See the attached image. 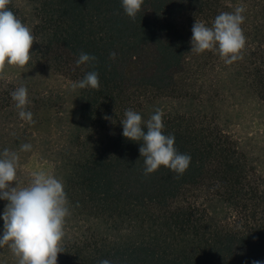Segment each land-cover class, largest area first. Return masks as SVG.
<instances>
[{
	"label": "trees",
	"instance_id": "trees-1",
	"mask_svg": "<svg viewBox=\"0 0 264 264\" xmlns=\"http://www.w3.org/2000/svg\"><path fill=\"white\" fill-rule=\"evenodd\" d=\"M225 1L144 0L130 19L120 0H23L24 9L9 0L35 39L23 68L72 84L98 73V89L77 88L82 130L66 139L58 168L79 222L131 232L112 240L87 227L60 241L57 264L264 262V162L219 124L214 106L223 69L211 63L217 52L190 51L194 21L211 26L221 12L243 6L244 60L224 72L264 104V0ZM81 52L95 61L77 66ZM3 94L0 107H10ZM174 103L198 108L180 111ZM157 107L163 133L191 156L182 175L163 166L145 175L140 142L117 131L126 110L143 117ZM9 250L0 247V264H18Z\"/></svg>",
	"mask_w": 264,
	"mask_h": 264
},
{
	"label": "clouds",
	"instance_id": "clouds-1",
	"mask_svg": "<svg viewBox=\"0 0 264 264\" xmlns=\"http://www.w3.org/2000/svg\"><path fill=\"white\" fill-rule=\"evenodd\" d=\"M9 0H0V72L7 66H25L31 59L29 49L35 41L31 29L25 25L7 5ZM144 0H120L124 14L135 19ZM245 9L237 6L232 12L218 14L211 26L194 21L191 28V50L197 54L215 51L224 63L231 64L241 59L246 37L240 25L244 21ZM110 53V57H114ZM95 57L81 52L76 65L92 63ZM99 76L96 71L87 72L83 79L72 84L73 89H98ZM18 109L20 119L32 123L31 111L26 110L31 102L27 89L20 84L10 94ZM163 113L157 108L147 121L142 122L140 113L124 112L121 135L131 141H139L140 157L144 158V174H151L163 166L182 175L191 162V156L179 153L174 146L175 137L163 133ZM143 123V127H142ZM31 144L20 145V151L31 150ZM18 154L4 148L0 151V200L7 201L0 211V247L7 245L17 257L18 264H57V254L62 253L60 241L64 236L66 217L70 215L69 202L63 182L45 171L32 173L28 186L16 184ZM15 182L12 186L10 182ZM99 264H111L102 259ZM252 264H264L253 261Z\"/></svg>",
	"mask_w": 264,
	"mask_h": 264
},
{
	"label": "rangeland",
	"instance_id": "rangeland-1",
	"mask_svg": "<svg viewBox=\"0 0 264 264\" xmlns=\"http://www.w3.org/2000/svg\"><path fill=\"white\" fill-rule=\"evenodd\" d=\"M225 2L230 3L231 0ZM15 4L23 9L25 7L23 0H15ZM243 34L245 36V33ZM247 43L248 41L245 44ZM240 56V60H244L243 54L240 53ZM241 62L234 61L226 65L218 53L211 62L212 65L218 64L217 67L223 69L218 74L220 79L224 80L220 83L219 98H216L214 110L220 115L219 124L239 139L242 147L251 152L254 159L264 162V104L254 97L241 79H235L233 75L229 76L224 72L225 67L231 70V67ZM218 68L215 69L216 72ZM20 84L27 89L31 103L27 105L26 110L32 113V123L19 118L18 109L11 99L10 94ZM0 90L5 93V100L11 104L10 107H0V151L7 148L18 154L17 186H28L32 173L37 171L50 173L64 183L65 174L58 168L62 163L63 146L66 145L68 136L82 130L77 118V89H73L72 83L64 77L11 65L0 72ZM174 104V108L180 111L188 112L198 108L196 104ZM153 113L151 110L144 115L142 122L147 121ZM121 130L122 126L117 131ZM24 143L31 144L30 151H20V145ZM10 183L15 186L14 181ZM6 203L7 201L0 200V207L4 208ZM87 227L112 240H120L131 234L129 231H110L102 223L92 220L83 224L70 212L65 220L61 241L79 236ZM7 254L12 255L11 250Z\"/></svg>",
	"mask_w": 264,
	"mask_h": 264
}]
</instances>
